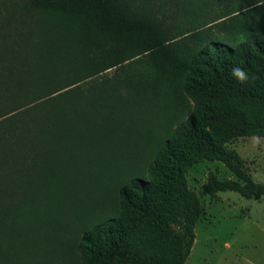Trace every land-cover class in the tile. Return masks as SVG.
<instances>
[{
	"label": "trees",
	"instance_id": "trees-1",
	"mask_svg": "<svg viewBox=\"0 0 264 264\" xmlns=\"http://www.w3.org/2000/svg\"><path fill=\"white\" fill-rule=\"evenodd\" d=\"M11 6L0 10V264H66L67 253L78 264H186L204 212L187 173L202 160L236 176L210 172L207 193L264 196L228 146L264 137V0ZM128 133L142 134L145 160L104 187L115 211L93 204L62 229L71 201L55 188Z\"/></svg>",
	"mask_w": 264,
	"mask_h": 264
},
{
	"label": "rangeland",
	"instance_id": "rangeland-1",
	"mask_svg": "<svg viewBox=\"0 0 264 264\" xmlns=\"http://www.w3.org/2000/svg\"><path fill=\"white\" fill-rule=\"evenodd\" d=\"M17 1L21 0H0V10L10 11L11 4ZM143 142L142 134L137 133H128L122 141H109L106 150L97 153V164L89 165L94 166L92 169L81 165L79 171H87L84 176L77 177L78 171L55 188V192L63 190L62 198L69 196L71 201L59 217L62 229L65 225L77 227L81 222L78 215L86 214L93 204L105 203V209L96 212L98 215L115 211V190L104 187L114 185L120 178L113 174L130 172L144 165ZM228 146L242 156L251 177L264 183V137H240ZM93 157L90 154L81 164ZM210 172L221 179L236 178L221 161L202 160L188 170L189 186L200 196L204 212L195 226L196 238L186 264H264V196L249 198L233 190L209 194L204 184ZM139 177H146V173ZM41 213L51 215L48 211ZM64 241L71 242L73 238L68 234ZM54 249L52 252L58 253ZM66 258V264H78L73 254L67 253Z\"/></svg>",
	"mask_w": 264,
	"mask_h": 264
},
{
	"label": "clouds",
	"instance_id": "clouds-1",
	"mask_svg": "<svg viewBox=\"0 0 264 264\" xmlns=\"http://www.w3.org/2000/svg\"><path fill=\"white\" fill-rule=\"evenodd\" d=\"M237 75H239L241 78L243 77V73H240L239 71H237Z\"/></svg>",
	"mask_w": 264,
	"mask_h": 264
}]
</instances>
